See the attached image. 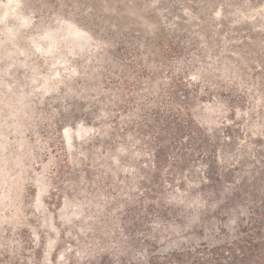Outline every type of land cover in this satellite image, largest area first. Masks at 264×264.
I'll return each mask as SVG.
<instances>
[{
	"label": "rangeland",
	"instance_id": "obj_1",
	"mask_svg": "<svg viewBox=\"0 0 264 264\" xmlns=\"http://www.w3.org/2000/svg\"><path fill=\"white\" fill-rule=\"evenodd\" d=\"M263 189L264 0H0V264L220 243Z\"/></svg>",
	"mask_w": 264,
	"mask_h": 264
},
{
	"label": "trees",
	"instance_id": "obj_2",
	"mask_svg": "<svg viewBox=\"0 0 264 264\" xmlns=\"http://www.w3.org/2000/svg\"><path fill=\"white\" fill-rule=\"evenodd\" d=\"M197 127L199 129V125ZM165 137L164 135H158L156 137L157 144L149 152L152 156V167L156 170H159L158 168L162 164L163 153L166 149ZM205 166L209 167L210 164L206 163ZM205 179L199 181L201 185L205 184V181L208 182L212 179L210 173L206 174ZM185 184V181H180L175 188H178V190L182 189ZM240 188V184L235 187L236 196H240ZM154 192L155 190H153ZM261 192L262 195L260 197L256 196L251 200L252 205L248 211V215L245 214L244 218L241 217L238 220L233 235L228 239L214 244L201 242L198 245L185 247L168 254L150 255L145 260L141 259L142 261L139 263L131 261L127 264H264V189ZM174 193L175 196L178 194ZM159 199L158 206L161 208L166 207V203L161 198ZM176 199L181 200L180 197ZM201 204L202 202L196 198L191 199L187 203L190 207ZM148 205L149 208H152L154 201L148 203ZM171 206H174V204H171ZM102 240L104 242V238ZM105 244L104 246H107ZM107 248L102 247L100 249L102 251H99L96 255H92L93 252L85 249L81 256L88 255L93 257H84L86 260L84 264H106L104 261L108 256L104 249L106 250Z\"/></svg>",
	"mask_w": 264,
	"mask_h": 264
}]
</instances>
